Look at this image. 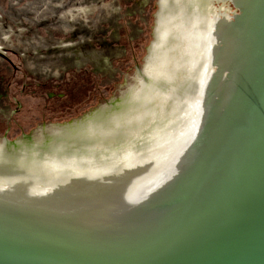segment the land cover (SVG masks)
<instances>
[{
    "label": "water",
    "instance_id": "water-1",
    "mask_svg": "<svg viewBox=\"0 0 264 264\" xmlns=\"http://www.w3.org/2000/svg\"><path fill=\"white\" fill-rule=\"evenodd\" d=\"M0 264H264V0H164L150 61L0 136Z\"/></svg>",
    "mask_w": 264,
    "mask_h": 264
},
{
    "label": "rangeland",
    "instance_id": "rangeland-1",
    "mask_svg": "<svg viewBox=\"0 0 264 264\" xmlns=\"http://www.w3.org/2000/svg\"><path fill=\"white\" fill-rule=\"evenodd\" d=\"M158 0H0V136L65 126L145 64Z\"/></svg>",
    "mask_w": 264,
    "mask_h": 264
},
{
    "label": "bare ground",
    "instance_id": "bare-ground-1",
    "mask_svg": "<svg viewBox=\"0 0 264 264\" xmlns=\"http://www.w3.org/2000/svg\"><path fill=\"white\" fill-rule=\"evenodd\" d=\"M163 3H164V0H158V2H157V4H158V9L157 10L158 11H157V14L155 15V19H154V20H156V23H155V28L153 30L151 44H150V46L147 49V54H146V57H145V64L148 61H150V59H151L152 50H153V46H154V42H155V38H156V33H157L159 21H160V16H161L162 8H163ZM66 125H69V124H66Z\"/></svg>",
    "mask_w": 264,
    "mask_h": 264
}]
</instances>
